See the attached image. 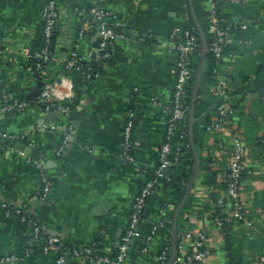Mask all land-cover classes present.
<instances>
[{
  "label": "crops",
  "instance_id": "0c3cea01",
  "mask_svg": "<svg viewBox=\"0 0 264 264\" xmlns=\"http://www.w3.org/2000/svg\"><path fill=\"white\" fill-rule=\"evenodd\" d=\"M47 1L0 0L5 47L0 62V109L2 96L28 97L38 84L20 68L41 26ZM57 1L59 29L74 24V7L100 3ZM215 1L220 15L233 28L232 55L225 59L216 80L230 82L228 103L234 110L236 135L245 148L241 195L245 220L224 232L214 216L213 194L219 190L208 180L209 169L215 168L222 183L230 159L218 155L220 136L211 130L219 100L211 95L215 82L210 81L207 61L204 13L210 9L209 1L105 0L103 7L114 14L108 23L124 33L116 43L109 71L89 82L70 72L74 97L63 99L68 113L49 125L39 123L46 115L40 109L19 115H5L0 110V134H26L28 138L22 148H18L20 143L5 141L6 148L0 151V258H19L0 264H56L55 255L39 249L27 256L33 231L19 217L5 215L4 204L24 207L45 236L56 237L72 249H89L93 255L111 254L117 249L142 187L160 165L178 58L175 46L179 37H173L172 32L178 28L197 33V27L207 51L203 59L198 38V50L188 58L191 81L194 79L192 95L196 93L193 117L189 107L171 142L176 150L182 145L179 132L187 129L189 145H184L178 161L176 151L169 155L170 170L157 180L144 211L145 221L139 226L140 237L131 242L126 264H168L174 245L183 255L188 254L191 243L185 239L187 233H200L205 238L209 255L201 264H257L264 257V0ZM83 18L90 20L87 14ZM142 33L153 34L155 42L141 43L136 35ZM98 44L97 35L79 43L78 51L85 62ZM56 48L59 55L63 50L61 37ZM131 111L134 126L130 151L134 161L130 163L123 158L124 130ZM230 134L228 126L221 134L229 149ZM67 135L70 138L64 144ZM61 148V155H57ZM21 149H28L26 153L44 167L51 183L45 201L35 200L42 192L40 174L34 164L19 155ZM155 226L157 233L144 251L145 240ZM169 242L170 250L166 248ZM66 259L67 264H96L72 255Z\"/></svg>",
  "mask_w": 264,
  "mask_h": 264
},
{
  "label": "built area",
  "instance_id": "2783aa9c",
  "mask_svg": "<svg viewBox=\"0 0 264 264\" xmlns=\"http://www.w3.org/2000/svg\"><path fill=\"white\" fill-rule=\"evenodd\" d=\"M90 6L88 10L76 9L74 15L77 19L84 21L83 27L79 32L78 38H73V24L69 29H59L60 8L57 0H48L47 5L43 10V20H45L44 35L49 39L54 32H58L62 39V48L69 49L74 44L76 49H79V43L85 38L97 35L99 37V44L97 52H92L89 55L88 62H85L80 55V60L69 59L64 53L57 55L51 53L47 48L41 50L35 55L37 60L34 67L29 66V54H27L26 63L20 69L34 77L38 82L41 81L42 88L39 96L31 101H23L18 97L2 96L3 106L1 112L5 115L22 114L31 109H40L43 113L51 111L64 110V98L74 97V92L70 86V79L68 74L75 71L80 74L82 80L89 82L103 77L100 69L108 72L110 69V61L113 59L111 50L116 45L117 41L124 38V33H117L107 26L108 21L114 17V14L103 7V2ZM210 9L207 12V27L208 33L212 36V44L209 51L214 55L218 64L226 57L232 54L226 53L232 46L233 28L227 23L226 18L220 15L218 6L215 0H208ZM84 14L90 16V20L83 18ZM173 37H179V42L175 46L177 51V66L176 78L173 86V107L168 108V121L165 133V142L159 152L160 165L153 171V177L149 179L142 187L133 206V212L129 217V227L126 233L120 238L117 249L111 253L115 257L112 259L108 256L94 258L93 253L89 249L66 248L65 244L56 237L45 236L42 232L41 226L26 213V209L21 206H11L4 204L5 215L17 216L22 222L29 226L33 231V239L30 241L27 248V256H30L39 249L43 254H53L56 256V264H67V256L89 258L95 261L96 264H126L131 242L140 237L139 226L142 215L147 206V200L154 193L157 180L163 176V171L170 164L169 155L172 151H176V161L179 160L184 150V144L173 149L171 142L177 133V121L182 114L185 113L184 104L187 97L186 88L193 78V72L189 65V56L198 50V38L193 29H178L172 32ZM58 37V40H59ZM136 38L145 43L147 40L155 41L153 34L142 33L136 35ZM0 36V62L3 58L4 50H1ZM83 61L90 65L96 63L97 70L91 67L85 68L80 64ZM61 69V70H60ZM60 70V71H59ZM60 72L57 76H53L54 72ZM53 72V74H52ZM218 71L215 73L217 74ZM230 92V82L225 79H218L211 88V95L219 100L217 106V119L212 124L211 130L217 134L218 140V155L229 156V162L224 171L223 177L226 182V189L224 193L218 198L217 205L221 208L222 214L226 216V221L231 225L243 222L245 220V207L243 205L241 195L243 179L246 171L245 164V148L241 140L236 135L235 125L233 123L234 110L228 103ZM134 113H128V120L124 130V160L126 162H133L134 158L131 156V135L133 130ZM231 128L230 139L232 141V148H228L227 140L221 135L225 127ZM71 130V129H70ZM185 136L184 132H179V137L182 140ZM69 135L64 138V144L69 140ZM11 141L13 144H26L28 141L26 134H0V151L6 148L4 142ZM229 141V140H228ZM28 146V145H26ZM264 146V141H263ZM62 148L57 152L61 155ZM19 155L27 159L28 162L34 164L39 171L42 185V192L35 200L45 201L49 198L51 193V183L45 173L41 162L34 161L24 149L18 151ZM217 224L222 228V222L217 219ZM158 227L152 228L151 232L145 240L144 251L147 250L148 244L156 235ZM185 239L190 241V256L184 259H179V262H187L188 264H201L209 255V251L205 245V238L202 234L187 233ZM110 255V254H109ZM19 258L15 256H8L0 258V263H9L18 261ZM161 260H166V255L161 257ZM186 260V261H185ZM259 264H264V257L258 259Z\"/></svg>",
  "mask_w": 264,
  "mask_h": 264
},
{
  "label": "trees",
  "instance_id": "16d2710c",
  "mask_svg": "<svg viewBox=\"0 0 264 264\" xmlns=\"http://www.w3.org/2000/svg\"><path fill=\"white\" fill-rule=\"evenodd\" d=\"M76 9L85 10L86 11V10L89 9V6L85 7L83 5H78V6L74 7V9H73L74 12H75ZM204 17H205V22H206L205 31H206V36H207L208 50H209V48H210V46L212 44V36L208 33L207 12L204 13ZM83 24H84V21L75 18L74 24H73V38H74V40H76L78 38L79 32L81 31V29L83 27ZM45 25H46L45 20H43L42 23H41L40 28L38 29V31L36 33V36L34 37V39L31 42V48H30V51L28 53L29 56H30L29 63H28L29 66L34 67V65L37 62V60L34 57L41 50L47 48L51 53H55L57 51L56 45H57V42H58L59 34H58V32H54L49 39H46V37L44 35ZM107 26L110 27L111 29H113L117 33H122V31H123L121 28L116 27L115 25H112L111 23H107ZM146 34H149V33H146ZM0 36L2 38L1 50H4L3 33L1 31H0ZM196 36H197V38H199L197 33H196ZM151 42H155V41L147 40L144 44H149ZM74 44L69 49L61 50V52L65 54V56L68 58V60L69 59L70 60L71 59L80 60V52L76 49V46ZM229 52H232V47L226 53L228 54ZM111 53L113 54V56L116 55V45L111 50ZM225 59H223L222 62L220 64H218L216 62L215 58H214V55L210 51L207 52V61L209 63V77H210L211 83L215 82L216 77H217V74L215 72L218 71L221 68V66L224 64ZM80 64L82 66H84L85 68L91 67L93 70H97L98 69V65L96 63L90 65L89 63H85V62L81 61ZM111 64H112V60L110 61V65ZM99 71H100L102 76H104L105 73H106V72H104L101 69ZM58 73H60V72H58ZM26 74H28V73H26ZM193 81H194V79H193ZM193 81H191L189 83L190 85L186 89L187 97L185 98V101H184L185 102V104H184L185 112H187L189 107H190ZM18 98L20 100H23V101H31V99H28L27 95H25V94H22ZM172 107H173V99L169 103V108H172ZM216 111H217V108H216ZM178 124H179V120L177 121V125ZM133 126H134V120H133ZM181 131L185 133V136H184V138L181 141H182V143L184 145L188 146L189 143H188L187 129H184V130H181ZM218 175H219V171L217 169H215V168H210L209 169V173H208L209 184H210V186H212L214 188H217L219 190L215 194H213V199L216 202V209H215L214 216H215L216 219H218V220H220L222 222V228H223L224 232H228L231 229V224L226 221V216L224 214H222L221 208L217 205L218 198L220 197V192L223 191V190L225 191V189H226V182L223 181L221 183L219 181ZM152 177H153V172L149 175V179H151ZM148 200H147V203H148ZM143 221H145L144 215H142L140 223H142ZM127 229L125 230L124 234L126 233ZM65 247L72 249L71 246L65 245ZM166 248L169 249V250L171 249V243L170 242L167 244ZM177 251H178L177 252V258H176V260L174 261L173 264H188L187 262H184V263L183 262H179V259H180V257H184L187 260V258L191 255L190 252L188 254L186 253L185 255H183L180 252V250H177ZM92 256L94 258L108 256V257H110L112 259L115 257L114 254H110L109 255V254H105V253H102V252H97L96 254H94ZM257 264H259V263H257Z\"/></svg>",
  "mask_w": 264,
  "mask_h": 264
},
{
  "label": "water",
  "instance_id": "95a60500",
  "mask_svg": "<svg viewBox=\"0 0 264 264\" xmlns=\"http://www.w3.org/2000/svg\"><path fill=\"white\" fill-rule=\"evenodd\" d=\"M197 33L199 35L200 42H201L202 57H203V59H205L206 51H207V45H206L203 33L201 32V30L198 27H197ZM97 50L98 49H96L94 51L97 52ZM199 74H200V70H199ZM199 74H198V76H199ZM42 84L43 83L41 81H39L37 86H36V88L32 92L29 93L28 97L32 98V99H36L39 96V94H40V91H41V88H42ZM195 100H196V93L194 91L193 95H192V102H191V105H190V110H189V114H190L189 116L191 118L193 117V108H194V105H195ZM66 113H68V111H66V110H61V111L58 110V111L48 112V113H46V115H44V117L41 119V121L39 123L41 125H49L51 123V121L53 122L54 120L60 118L61 115L66 114ZM70 116L72 117L73 114L71 113ZM184 116H185V114H182L181 117L179 118V120L182 119ZM18 148H22V145L18 144ZM26 151L29 152L28 149ZM169 170H170V165L166 169H164L163 174H167V172ZM146 215H147V212H144V216L145 217H146ZM176 251L177 250H176V247L174 245L173 254H172V257H171L170 262L168 264H173L174 263L175 258H176Z\"/></svg>",
  "mask_w": 264,
  "mask_h": 264
}]
</instances>
